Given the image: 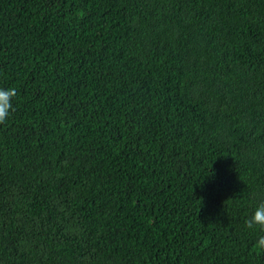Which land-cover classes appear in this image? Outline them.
I'll return each mask as SVG.
<instances>
[{"label":"trees","instance_id":"trees-1","mask_svg":"<svg viewBox=\"0 0 264 264\" xmlns=\"http://www.w3.org/2000/svg\"><path fill=\"white\" fill-rule=\"evenodd\" d=\"M0 264H264V0H0Z\"/></svg>","mask_w":264,"mask_h":264},{"label":"clouds","instance_id":"clouds-1","mask_svg":"<svg viewBox=\"0 0 264 264\" xmlns=\"http://www.w3.org/2000/svg\"><path fill=\"white\" fill-rule=\"evenodd\" d=\"M15 96L16 90L14 88H0V123L5 122L11 115L12 98ZM247 227L253 230L256 228L264 230V201L256 204L251 217L247 221ZM254 250L258 252L264 250V235L259 236Z\"/></svg>","mask_w":264,"mask_h":264}]
</instances>
